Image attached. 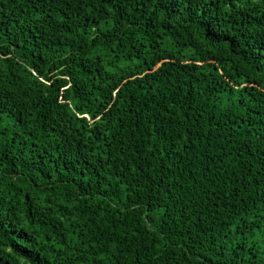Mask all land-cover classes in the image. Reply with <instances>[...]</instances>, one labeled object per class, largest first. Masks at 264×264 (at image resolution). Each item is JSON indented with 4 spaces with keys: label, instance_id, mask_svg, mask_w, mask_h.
I'll return each mask as SVG.
<instances>
[{
    "label": "trees",
    "instance_id": "1",
    "mask_svg": "<svg viewBox=\"0 0 264 264\" xmlns=\"http://www.w3.org/2000/svg\"><path fill=\"white\" fill-rule=\"evenodd\" d=\"M0 264H264V0H0Z\"/></svg>",
    "mask_w": 264,
    "mask_h": 264
}]
</instances>
